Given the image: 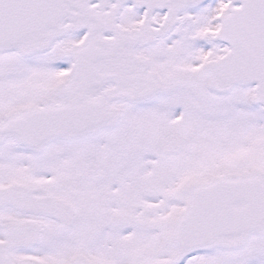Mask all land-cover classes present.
I'll list each match as a JSON object with an SVG mask.
<instances>
[{"label":"snow or ice","instance_id":"snow-or-ice-1","mask_svg":"<svg viewBox=\"0 0 264 264\" xmlns=\"http://www.w3.org/2000/svg\"><path fill=\"white\" fill-rule=\"evenodd\" d=\"M0 264H264V0H0Z\"/></svg>","mask_w":264,"mask_h":264}]
</instances>
